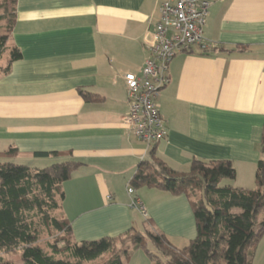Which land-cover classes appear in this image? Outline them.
Wrapping results in <instances>:
<instances>
[{
    "label": "crops",
    "instance_id": "1",
    "mask_svg": "<svg viewBox=\"0 0 264 264\" xmlns=\"http://www.w3.org/2000/svg\"><path fill=\"white\" fill-rule=\"evenodd\" d=\"M166 1H15L0 64L13 47L21 57L0 76V151L15 147L12 161L31 168L80 163L62 183L60 209L75 241L118 239L143 230L144 220L172 244L187 246L194 239L196 221L185 195L147 186L127 192L151 149L179 172L188 171L195 159L228 160L235 178L222 182L255 188L264 124V0L210 5L203 26L206 53L194 46L176 54L169 81L156 96L165 138L148 144L125 123L124 75L140 73ZM36 152L58 155L37 157ZM137 252L125 262L135 256L149 264ZM251 264H264V234Z\"/></svg>",
    "mask_w": 264,
    "mask_h": 264
},
{
    "label": "trees",
    "instance_id": "2",
    "mask_svg": "<svg viewBox=\"0 0 264 264\" xmlns=\"http://www.w3.org/2000/svg\"><path fill=\"white\" fill-rule=\"evenodd\" d=\"M6 0L0 2L6 19L5 32L0 33V61L14 23L15 1L9 0L12 11L7 12ZM207 48L201 52L206 53ZM21 57L13 47L6 63L0 64V76L10 70L11 63ZM85 99H95L80 91ZM260 159L255 170V188L240 189L224 184L233 180L235 169L228 160L191 162L188 171L171 169L151 149L149 158L142 160L131 181L132 188L152 187L172 195L187 197L194 219L196 235L187 246L177 248L164 234L149 230H130L118 239L127 237L130 247L142 249L148 258L156 255V264H251L256 245L264 234V124L260 141ZM57 156V152H36L37 157ZM18 155L15 147L0 151V264H12L3 254L19 250L22 264H91L103 255L111 254L103 264H124L130 247L122 252L113 249L116 239L75 241L70 221L61 212L64 198L62 183L80 165L74 160L56 161L40 168H31L13 160ZM51 211H56L51 215ZM51 225L63 232L62 247L51 244V253L36 245L38 224ZM148 223L147 220H144ZM65 237V238H64ZM155 251L148 249V245ZM156 254H155V253ZM64 256L59 257L58 254Z\"/></svg>",
    "mask_w": 264,
    "mask_h": 264
},
{
    "label": "built area",
    "instance_id": "3",
    "mask_svg": "<svg viewBox=\"0 0 264 264\" xmlns=\"http://www.w3.org/2000/svg\"><path fill=\"white\" fill-rule=\"evenodd\" d=\"M215 0H167L159 8V18L147 41L148 57L139 74L126 73L128 111L125 123L138 139L150 144L166 137V124L156 104L159 89L168 81L169 64L178 53L203 50V26L210 5ZM224 1V0H218ZM127 192L134 189L129 186ZM133 203L144 211L138 198Z\"/></svg>",
    "mask_w": 264,
    "mask_h": 264
},
{
    "label": "rangeland",
    "instance_id": "4",
    "mask_svg": "<svg viewBox=\"0 0 264 264\" xmlns=\"http://www.w3.org/2000/svg\"><path fill=\"white\" fill-rule=\"evenodd\" d=\"M0 2H3V0H0ZM5 4L8 6L7 12L5 13L7 15V14H9V12L12 11V9H11V4H10L9 0H6ZM3 13H4V10L1 8L0 9V15ZM5 27H6V19L0 20V33L5 32ZM4 160L5 159H0V161H2V162ZM50 213H51V215H53L54 213H56V211H51ZM35 220L37 223H39L38 228H37V240H36L35 244L40 246L44 251H46L48 253H51V248H50L51 244L57 245L58 248L62 247L64 233L57 231L51 225H45L43 223H40L38 217H36ZM138 230L141 231L142 229L139 228ZM145 230H149L151 233L156 234L155 230L152 229L151 226L144 221V227H143L142 231H145ZM130 243H131V240L127 237H123L121 239H116V240H114V243H113V249L115 251L117 250V251L122 252L125 248H128L131 246ZM173 244H175V243H173ZM147 245H148V249L155 251L154 248L151 246V244H147ZM175 246L178 248H183L185 245L176 243ZM136 251H138L137 253H140L142 256L143 255L146 256L145 251H143L142 249H140V250L137 249L134 251V249L132 247H130L129 254L134 253ZM109 255H111V254L103 255L96 262L91 263V264H103L106 262ZM3 256L5 259L12 262V264H22L21 252L19 250L11 252V253L3 254ZM57 256L62 257V256H64V254L60 253ZM163 260L164 259L162 257H159L158 255H156L154 260L147 257V263H149V264H156L157 262H162ZM145 262H146V260H142V258L138 259L135 256L130 257L129 261H127V262H125V260H124V264H146Z\"/></svg>",
    "mask_w": 264,
    "mask_h": 264
}]
</instances>
